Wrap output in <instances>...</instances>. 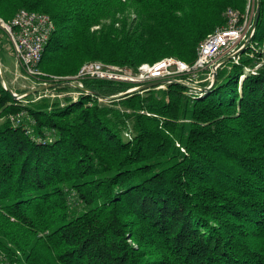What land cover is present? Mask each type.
<instances>
[{"label": "trees", "instance_id": "1", "mask_svg": "<svg viewBox=\"0 0 264 264\" xmlns=\"http://www.w3.org/2000/svg\"><path fill=\"white\" fill-rule=\"evenodd\" d=\"M258 1L256 50L239 65L224 64L198 95L171 84L108 100L133 86L87 80L84 87L107 101L67 96L64 106L57 99L24 106L0 77V253L10 263L264 264ZM247 4L0 0V18L10 22L20 10L47 15L55 31L39 70L65 79L88 62L132 70L165 58L192 65L206 37L225 26V11L244 14ZM22 111L34 122L31 134L9 120Z\"/></svg>", "mask_w": 264, "mask_h": 264}, {"label": "built area", "instance_id": "2", "mask_svg": "<svg viewBox=\"0 0 264 264\" xmlns=\"http://www.w3.org/2000/svg\"><path fill=\"white\" fill-rule=\"evenodd\" d=\"M253 3L255 11L251 12V17L256 14V1L248 0L246 11L240 14L236 11L228 9L224 13L226 21L225 26L217 28L212 34L208 35L197 49V58L192 65L182 62L175 58H165L152 65L143 64L132 70L127 67L104 64L101 62L85 63L73 77L61 79L50 77L47 78L39 70V64L42 60L45 48L55 31V27L51 19L44 14H37L20 10L16 13L10 22H5L0 18V29L4 31L8 38L15 59L23 72L25 79L39 82V86L54 85L68 82V86L73 91L57 93L53 98L60 101V105L64 106V98L72 97L76 100L78 97L86 96L83 91L76 89V84L81 88H85L83 83L87 80L106 81L114 84H128L133 86L127 92L133 91L139 87H143L152 83H160L156 90H165L168 85L178 83L187 88L190 95H198L201 91L198 87H208L213 82L214 69H219L223 65L220 63L225 59H230L232 65H239L240 58L243 54L248 55V51H255V44L252 41L247 46L245 44L253 37L255 30L253 22H249V5ZM258 47V46H257ZM259 49V48H258ZM264 49V48H263ZM260 50V49H259ZM241 51L243 54L239 55ZM252 54L249 53V56ZM228 62V63H229ZM261 63H257L254 67H245L239 80L242 81L247 75H255L260 69ZM17 96V100H21V96ZM91 97H95L91 95ZM99 102H105L107 99L97 97ZM13 126H23L27 134H31L30 126L34 125L26 112H19L9 117ZM28 121V123H26ZM52 142V139L49 140ZM0 264L10 263L7 257L0 253Z\"/></svg>", "mask_w": 264, "mask_h": 264}, {"label": "rangeland", "instance_id": "3", "mask_svg": "<svg viewBox=\"0 0 264 264\" xmlns=\"http://www.w3.org/2000/svg\"><path fill=\"white\" fill-rule=\"evenodd\" d=\"M249 11L250 14L248 21L252 23L254 19V15L252 17L250 15L251 12L253 13L255 11L252 1L249 5ZM258 48L263 49L264 45L263 46L259 45ZM0 65L2 67L7 82L9 83L13 93L17 94L18 96L27 94L29 91L33 92L39 87H42L39 86L40 85L39 82L30 79H25L23 72L21 71L13 54L12 46L8 38L2 31L0 33ZM54 89L55 88L46 89L44 91L42 90L39 92L32 93L30 96H24V97L22 96L19 102H21L22 105L25 106L30 103H36V102L39 103L40 101H42V99H49L50 101H54L55 99L53 98V96L58 93L57 90Z\"/></svg>", "mask_w": 264, "mask_h": 264}, {"label": "water", "instance_id": "4", "mask_svg": "<svg viewBox=\"0 0 264 264\" xmlns=\"http://www.w3.org/2000/svg\"><path fill=\"white\" fill-rule=\"evenodd\" d=\"M259 19H260V12H259V1L257 0L256 1V14H255V19H254V23H253V29L255 30L256 29V26L258 25V22H259ZM254 36V35H253ZM253 40V37H251L248 42L245 44V46H247L249 44V42H251ZM244 51H241L239 55L243 54ZM230 59H225L223 60L220 64L221 65H224L226 63L229 62ZM216 74H217V69H214V72H213V82L212 84L208 87H198V90L201 91V92H207L209 91L215 81H216ZM0 77H1V80H2V84H3V87L4 89L11 95V97L14 99V100H17V96L14 95V93L10 90L8 84H7V81H6V77H5V74L2 70V67L0 65ZM69 83L68 82H63V83H59V84H54V85H47V86H42V87H39L38 89H36L35 91H29L27 94H24V95H21V97L23 96H28V95H31L32 93H35V92H39V91H44L46 89H51V88H56L58 86H66L68 85ZM160 83H152V84H148V85H145L143 87H139L133 91H130V92H125V93H122L120 95H117V96H113L111 98H109L108 100H115V99H120L122 97H125L126 95H130V94H134V93H142V92H145V91H148L150 89H153L155 87H157ZM173 84H177V85H180L184 88H186L185 86L181 85V84H178V83H173ZM76 89H79L81 91H83V93L86 94V96H98L97 93H94L86 88H81L79 87L78 85L74 84L73 85ZM187 89V88H186Z\"/></svg>", "mask_w": 264, "mask_h": 264}, {"label": "bare ground", "instance_id": "5", "mask_svg": "<svg viewBox=\"0 0 264 264\" xmlns=\"http://www.w3.org/2000/svg\"><path fill=\"white\" fill-rule=\"evenodd\" d=\"M6 77V76H5ZM6 81H7V79H6ZM7 84H8V86H9V88H10V90L12 91V89H11V87H10V85H9V83L7 82ZM13 92V91H12Z\"/></svg>", "mask_w": 264, "mask_h": 264}, {"label": "crops", "instance_id": "6", "mask_svg": "<svg viewBox=\"0 0 264 264\" xmlns=\"http://www.w3.org/2000/svg\"><path fill=\"white\" fill-rule=\"evenodd\" d=\"M6 69V68H5Z\"/></svg>", "mask_w": 264, "mask_h": 264}]
</instances>
